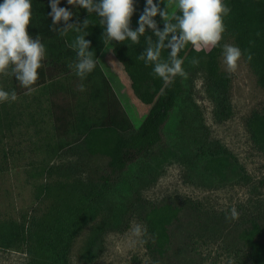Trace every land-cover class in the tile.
Wrapping results in <instances>:
<instances>
[{"label": "rangeland", "instance_id": "374dc122", "mask_svg": "<svg viewBox=\"0 0 264 264\" xmlns=\"http://www.w3.org/2000/svg\"><path fill=\"white\" fill-rule=\"evenodd\" d=\"M225 1L236 9H242L240 0ZM34 6L36 13L39 6L42 13L49 16V0H34ZM60 7H67L74 13L72 22L88 14L83 8L68 5L67 0H61ZM40 37L43 42V36ZM225 43L236 46L232 37H227ZM222 49L223 45L217 64L219 71L230 78L229 116L224 120L217 119L216 106L206 92L203 66L211 49L199 52L194 49L197 53L186 63L188 75L183 81L185 103L178 106L177 112L170 113L164 130L175 140L182 114L199 116L205 129L198 133L206 134L207 141L217 142L226 149L250 182L223 185L187 183L182 177L183 163L173 161L159 170L154 181L140 189V195L151 203L165 198L188 200L204 211L228 217H232V209H235L237 218H246L255 212H264V149L253 143L247 130V120L253 112L264 115V89L258 85L243 57L239 68L229 72ZM114 50L110 54L101 50L97 63L102 67L106 65V71L117 78L114 80L111 76L108 80V74L105 76L131 125L138 128L162 92L163 82L157 87L151 85L150 70L144 66V61L142 65L137 64L140 54L131 56ZM193 58L200 60L198 66L191 63ZM73 72H68V76L63 78V72L53 70L46 56L44 67L39 70L40 78L31 92L14 77L0 76V88L9 92L15 90L18 97L15 102L0 103V226L13 223L9 237L0 238V264H29L32 259L55 264L35 238L40 235L46 237V242L54 240L53 233H57L62 224L59 219L66 221L65 225H73L74 229L79 213L83 216L88 213L91 219L75 232L68 247V264H153L143 243L144 224L128 213L121 216L117 227L100 233L95 258L86 261L84 257L89 238L109 213L99 212L92 218L90 200L71 191L68 187L71 177L56 171L58 166L73 160L69 153L60 155L63 148H80L88 133L85 124L100 119L97 103L90 99L94 79L81 81ZM46 81H52V86L45 88ZM81 83L86 89L83 92L77 90ZM172 115L175 120L170 125ZM175 141L181 149L186 148V138L185 141ZM110 190L105 194L106 200L120 202L125 196V189ZM32 210L33 220L30 219ZM28 226L34 234L31 245L35 252L41 254L38 258L27 252ZM61 236L63 241L57 234L56 239L64 242L66 233ZM194 247L202 256L201 264H246L239 254L228 248L227 242L195 243Z\"/></svg>", "mask_w": 264, "mask_h": 264}, {"label": "trees", "instance_id": "16d2710c", "mask_svg": "<svg viewBox=\"0 0 264 264\" xmlns=\"http://www.w3.org/2000/svg\"><path fill=\"white\" fill-rule=\"evenodd\" d=\"M240 2L241 10L225 1L231 8L229 16L225 18L227 31L221 46L212 48L206 54L207 60L203 66L206 74V92L216 106L215 116L219 120L226 119L230 113V78L219 71L217 64L218 53L227 37H232L235 45L242 50L243 59L256 76L258 85L264 89V0ZM37 8L49 65L53 70H61L65 78L68 72L74 71L69 65L73 63L72 60L76 61L77 57L73 56H76V52L68 44L75 36H61L58 32L50 31L51 18L42 13L39 6ZM88 16L94 25L89 27L86 39L91 41L89 50L95 52L96 60L106 45L122 51L125 55L134 56L144 51L147 46L146 36L151 35L153 40H156L154 34L148 31L145 36L140 37L139 44H133L130 40L123 43L107 41L103 35L104 26L100 24V18L95 13L78 19L82 22ZM159 27L162 29L163 25ZM245 50H250L251 61L247 60L248 52ZM196 53L191 45L179 53L186 72L187 61ZM168 55L169 50L164 49L163 58L167 59ZM137 64L142 65V61L139 60ZM143 64L151 72V85L157 87L163 82V89L140 126L134 128L131 125L99 64L96 63V68L86 78L94 79L90 99L97 103L100 119L89 124L83 121L88 133L82 140L81 147H74L76 151H73V147L63 148L60 153L61 156L69 153L73 160L58 166L56 171L71 177V184L68 185L71 191H76L82 198L90 200L92 218L99 212L109 213L108 218L87 242L84 255L86 261H91L97 255L96 247L100 242V233L117 227L121 223V216L128 213L144 224L143 243L153 264H201L202 256L194 244H214L221 241L227 242L228 248L239 254L246 264H264V212H255L246 218H232L204 211L188 200L165 198L160 202L151 203L141 197L140 189L154 181L159 170L173 161L183 163L182 177L187 183L223 185L231 182H250L226 149L217 142L207 141L206 134L198 133L205 129L199 116L189 117L184 113L179 119L175 140L185 141L186 138L185 149H181L178 142L166 134L164 125L170 113L177 112L178 106L183 105L185 101L183 81L186 77L177 76L172 84L166 85L153 74L152 66H146L145 62ZM45 86H52V81H46ZM170 120L169 124L173 125L174 115ZM247 130L253 143L264 149V115L253 112L247 120ZM112 188H119V191L125 189V196L120 202L105 199V194ZM46 191L47 187L45 193ZM32 214L34 210L30 216L31 220ZM77 218L74 229L73 225H65L63 223L66 221L59 219L58 222L62 224L60 230L53 233L54 240L46 242V237L40 235L35 238L41 249L51 255V261H55V264H68L69 244L75 232L91 219V216L88 213L85 216L79 213ZM12 224L0 226V238L9 237ZM64 233L67 237L64 242H60L63 241L61 234ZM56 234L61 237L60 241L56 239ZM33 240L34 234L28 226L27 252L38 258L41 254L39 251L35 252L32 247ZM29 264L46 263L32 259Z\"/></svg>", "mask_w": 264, "mask_h": 264}, {"label": "clouds", "instance_id": "9594fccd", "mask_svg": "<svg viewBox=\"0 0 264 264\" xmlns=\"http://www.w3.org/2000/svg\"><path fill=\"white\" fill-rule=\"evenodd\" d=\"M61 0H49L51 11L50 30L65 36L69 31L76 33L73 41L68 44L76 52V61L69 65L75 75L83 81L96 68V56L91 48V41L86 39L88 29L94 25L89 16L82 22L77 18L72 22L74 13L67 7H60ZM67 4L83 8L88 14L95 13L104 26L107 41L123 43L130 40L133 44L140 43V37L151 31L145 37L146 47L138 59L152 66L153 74L170 85L177 76L185 78L188 73L183 68L184 61L179 53L191 45L197 52L210 50L221 46L227 31L225 18L231 8L225 0H168L174 5L175 12H169L168 6L161 8L156 0H146L144 9L137 21L138 27L132 28V18L136 13V0H67ZM160 16L163 28L158 26L156 17ZM33 17L32 0H2L0 2V76H12L29 92L34 91V85L39 80V70L44 67L46 47L39 34L33 37L28 29ZM61 22L63 26H61ZM67 43V42H66ZM254 44V42H250ZM164 49L169 50L167 59L162 56ZM247 60H252L250 50ZM222 55L229 72L239 68L244 53L231 44H223ZM191 63L198 66L200 60L193 58ZM78 91H85L83 83L77 86ZM15 90L9 92L0 88V103H11L17 100ZM232 218H237L235 209Z\"/></svg>", "mask_w": 264, "mask_h": 264}, {"label": "crops", "instance_id": "0c3cea01", "mask_svg": "<svg viewBox=\"0 0 264 264\" xmlns=\"http://www.w3.org/2000/svg\"><path fill=\"white\" fill-rule=\"evenodd\" d=\"M156 2L159 4V0H156ZM145 3H146V0H136L137 11L133 15V18H132V27H138L137 21L139 19V15L142 13V11L144 9ZM165 5L168 6V10L170 13L176 11V8L174 5L168 4V0H162V4H160V7L163 8V7H165ZM32 10H33L32 24H31V27L28 29V31L33 37H35L37 34H39L40 36H43L42 30H41L39 15H38V13L35 12L34 0H32ZM81 17H83V16H81ZM155 19L158 23V26L163 25V21L159 15ZM68 34H70L69 36H75L76 35V33L73 31H69ZM113 49L114 48H112L110 45H106L102 50L105 52H108L110 54V53H112ZM100 68H101V70L105 76L108 74V77H107L108 80L111 76H112V78H114V80L115 79L117 80V78H115V76L112 73H110V71H108V72L106 71V69H107L106 65H105V67L100 66ZM44 87L46 88V86H44Z\"/></svg>", "mask_w": 264, "mask_h": 264}]
</instances>
